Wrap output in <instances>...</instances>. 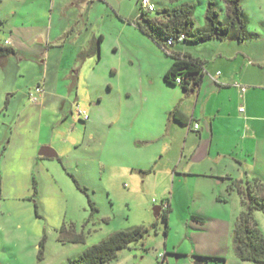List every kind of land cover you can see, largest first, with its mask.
Returning <instances> with one entry per match:
<instances>
[{
  "label": "rangeland",
  "instance_id": "374dc122",
  "mask_svg": "<svg viewBox=\"0 0 264 264\" xmlns=\"http://www.w3.org/2000/svg\"><path fill=\"white\" fill-rule=\"evenodd\" d=\"M209 1L176 3H190L192 27L201 28L206 25ZM212 1L224 23L228 19L225 2ZM70 2H0V44L8 38L15 50L0 60V264H68L111 233L137 225L149 228L145 237L120 249L116 259L103 264H193L194 259L186 254L191 253L192 241L185 234L193 230V222L189 220L187 226L178 205L166 227L162 217L153 214V206L161 205L160 189L129 172L127 165L136 145L142 144L125 134L114 119L123 78L106 67L116 63L122 53L121 48L117 54L113 51L116 34L107 30L100 63L86 60L81 65L75 60V46L94 27L99 30L110 20L108 8L106 4H90L87 13L91 24L81 35L73 30L64 34L66 20L76 10L69 5L66 11L62 9ZM152 2L155 10L151 15L162 11L163 4L173 5L169 0ZM241 9L247 17V31L264 30V0H241ZM60 30L61 44L48 47L47 35L52 44L58 43L55 37ZM235 32L232 29L229 36ZM71 67L79 75L74 83ZM38 86L43 91L37 100H31ZM77 108L86 111L89 121L77 117ZM39 145L54 149L56 157L41 159ZM73 178L86 188L96 211ZM253 216L264 234V212L255 210ZM62 226L73 227L74 233L83 235L82 241L71 242L69 235H60ZM43 237L40 259L38 247ZM226 250L228 254L220 258H237L232 240ZM221 262L208 260V264Z\"/></svg>",
  "mask_w": 264,
  "mask_h": 264
},
{
  "label": "crops",
  "instance_id": "0c3cea01",
  "mask_svg": "<svg viewBox=\"0 0 264 264\" xmlns=\"http://www.w3.org/2000/svg\"><path fill=\"white\" fill-rule=\"evenodd\" d=\"M70 1L62 9L66 11L69 5L76 10L67 18L64 34L73 30L81 35L91 24L87 13L90 4H106L108 8L110 20L99 30L94 27L75 46L74 56L81 65L86 60L100 63L107 30L116 34L113 51L117 54L121 48L122 53L116 63L106 67L111 74L123 78L114 119L125 134L142 144L136 145L127 165L129 172L140 176L142 183L148 179L153 188L160 189L161 204L167 205L161 207L160 213L167 211V219L180 207L187 226L189 220L193 222V230L185 233L192 241L191 253H186L189 257L228 254L232 229L243 207L239 190H244L246 182L253 178L264 180V30L249 32L247 22L241 38L235 32L232 37L228 34L197 43L177 39L167 45L166 51L140 29V13H136L139 0ZM169 1L173 5L169 8L163 4L159 12L166 13L182 4ZM163 14L154 15L164 19ZM57 32L58 43L52 44L47 35L48 47L61 44V30ZM39 40L43 42V38ZM2 44L13 46L8 38ZM80 53L85 54L84 62L78 57ZM171 53L187 54L203 62V75L197 85L184 89L181 84L164 81L173 62ZM71 71L72 78L79 77L72 67ZM68 82L74 87L72 81ZM172 112L175 116L170 115ZM89 119L88 116L86 121ZM196 122L198 130L193 128ZM88 137L92 138L93 133L89 132ZM166 256L167 251L162 262ZM208 260L221 261L203 258L205 264ZM230 263L264 264L225 259L224 264Z\"/></svg>",
  "mask_w": 264,
  "mask_h": 264
},
{
  "label": "trees",
  "instance_id": "16d2710c",
  "mask_svg": "<svg viewBox=\"0 0 264 264\" xmlns=\"http://www.w3.org/2000/svg\"><path fill=\"white\" fill-rule=\"evenodd\" d=\"M1 2V0H0ZM227 7V21L224 23L219 20V13L214 6V1L208 2L205 18L206 25L204 27L192 28L194 23L192 5L183 2L177 8L157 14H163L164 19L151 15L140 8V16L138 20L139 27L153 40L168 51L166 45L167 39L171 38L174 42L183 35L181 40L187 43H197L211 38H223L230 33L232 29H236L238 36L241 38L245 32L247 25V17L241 11V0H224ZM172 42V43H173ZM14 49L10 46L0 44V60L8 54L14 53ZM170 53V52H169ZM173 62L169 70L164 74L163 79L166 83L175 85L181 84L184 89L188 85H197L203 75V62L187 54L171 53ZM80 61L85 57L84 53L78 56ZM182 78L181 83L175 82V77ZM170 115L175 116V112ZM74 179V178H73ZM77 187L82 190L88 198V202L93 211L97 208L94 202L87 194L86 188L81 187L75 180ZM34 191L36 186L34 184ZM239 188V186H238ZM242 193V210L238 214L234 227L232 229V243L236 257L241 260L264 263V234L258 227L254 219V210L264 212V180L253 178L246 182V186L239 190ZM1 192V177H0ZM167 227V211L159 214ZM149 228L137 225L129 229L117 230L97 244L86 248L76 257L69 260L68 264H103L117 258L118 251L129 247L130 244L142 240L148 233ZM73 232V233H72ZM167 230H165V233ZM67 234L71 242L82 241L83 235L74 233V228H66L62 226L60 235ZM44 252V237L41 239L38 247V257L41 259ZM219 259L224 264L225 259L220 257H206Z\"/></svg>",
  "mask_w": 264,
  "mask_h": 264
},
{
  "label": "built area",
  "instance_id": "2783aa9c",
  "mask_svg": "<svg viewBox=\"0 0 264 264\" xmlns=\"http://www.w3.org/2000/svg\"><path fill=\"white\" fill-rule=\"evenodd\" d=\"M139 3H140V8H141L143 11H145V12H152L153 10H155V6H154L152 0H139ZM182 38H183V35H180L179 40H181ZM172 42H173L172 39L169 38V39H167V41H166V45H170V44H172ZM5 44H8V41H7V40L5 41ZM181 81H182V78H181L180 76H176V77H175V82H176V83H181ZM42 91H43V88H42L41 86H38V87L36 88V93H32V94L30 95L31 100H37L38 95H39ZM242 109H243V108H240V110H242ZM76 113H77L76 115H77L78 118H80V119H82V120H84V121H86V120L88 119V115H87V113H86L85 110H81L80 108H77V109H76ZM193 128H194L195 130H198V129H199V124H198L197 122L194 123V124H193ZM166 206H167V205H166L165 202L161 204V207H166Z\"/></svg>",
  "mask_w": 264,
  "mask_h": 264
},
{
  "label": "water",
  "instance_id": "95a60500",
  "mask_svg": "<svg viewBox=\"0 0 264 264\" xmlns=\"http://www.w3.org/2000/svg\"><path fill=\"white\" fill-rule=\"evenodd\" d=\"M38 154L41 156H47V157H56V152L54 149H52L49 146H42L38 150ZM161 211L160 205L153 206V214L155 217H158ZM193 264H204L203 258L201 256H196Z\"/></svg>",
  "mask_w": 264,
  "mask_h": 264
}]
</instances>
